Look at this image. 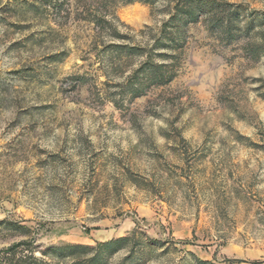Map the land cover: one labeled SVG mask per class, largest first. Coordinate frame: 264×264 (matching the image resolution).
Wrapping results in <instances>:
<instances>
[{"label": "rangeland", "instance_id": "374dc122", "mask_svg": "<svg viewBox=\"0 0 264 264\" xmlns=\"http://www.w3.org/2000/svg\"><path fill=\"white\" fill-rule=\"evenodd\" d=\"M181 1L0 0V264H264V0Z\"/></svg>", "mask_w": 264, "mask_h": 264}, {"label": "trees", "instance_id": "16d2710c", "mask_svg": "<svg viewBox=\"0 0 264 264\" xmlns=\"http://www.w3.org/2000/svg\"><path fill=\"white\" fill-rule=\"evenodd\" d=\"M136 0H129V2H133ZM144 1V0H138ZM148 1H155V0H148ZM195 0H182L178 2L177 7L175 8L174 14H171L169 20L165 23L167 26L168 24L175 26L177 24V20L181 17L185 18V22H193L197 15V8L198 6L194 2ZM167 30V29H166ZM169 40V38H168ZM173 40V39H172ZM165 37L159 38L156 40L155 44L152 46L153 53L150 52L149 56H147L146 62L143 66L140 67L138 73L142 72L143 70L149 71L151 74V82L152 84L156 83H164L171 81L177 75V69L174 68L172 65V61L178 56L176 54H167L165 52H156L158 49H177L180 47L178 44V40H174L173 42H169L170 44L164 43ZM130 50L133 53H138L137 50H140L135 47H130ZM130 51V52H131ZM160 51V50H159ZM132 54V55H134ZM156 57L158 60H156ZM161 59V60H159ZM177 61V60H176ZM139 89V88H137ZM77 247V246H74ZM80 248L87 249L86 246H81ZM17 264H27L23 263V260H18ZM209 263V262H208Z\"/></svg>", "mask_w": 264, "mask_h": 264}]
</instances>
